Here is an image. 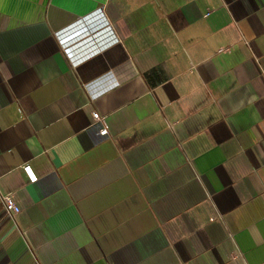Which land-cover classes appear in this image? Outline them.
I'll return each instance as SVG.
<instances>
[{"label":"crops","instance_id":"0c3cea01","mask_svg":"<svg viewBox=\"0 0 264 264\" xmlns=\"http://www.w3.org/2000/svg\"><path fill=\"white\" fill-rule=\"evenodd\" d=\"M0 193V264H264V0H0Z\"/></svg>","mask_w":264,"mask_h":264},{"label":"built area","instance_id":"2783aa9c","mask_svg":"<svg viewBox=\"0 0 264 264\" xmlns=\"http://www.w3.org/2000/svg\"><path fill=\"white\" fill-rule=\"evenodd\" d=\"M92 115L95 120L103 122V117L99 114L98 111H93ZM25 169L29 173V170H30L29 167L25 166ZM29 174H30L31 179H35V176L31 174V172ZM0 199H1V202L3 203L5 212L7 213L9 217L13 219L15 214H17L20 211V207L17 205L14 198L9 194L0 193Z\"/></svg>","mask_w":264,"mask_h":264}]
</instances>
